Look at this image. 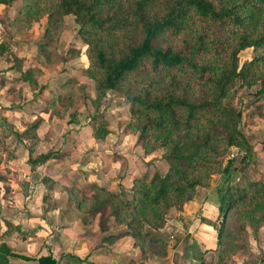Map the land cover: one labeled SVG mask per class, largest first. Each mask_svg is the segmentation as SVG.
I'll use <instances>...</instances> for the list:
<instances>
[{"label": "rangeland", "instance_id": "obj_1", "mask_svg": "<svg viewBox=\"0 0 264 264\" xmlns=\"http://www.w3.org/2000/svg\"><path fill=\"white\" fill-rule=\"evenodd\" d=\"M24 1L0 3V238L7 223L12 226L10 234L19 236L20 231L28 235L33 228H42V223L49 233L56 234L65 214L75 219L84 213L91 222V195L107 194L89 182L83 188L77 178L87 168L99 165L101 171L106 164L111 172L105 173L102 182L107 184L112 176L118 183L111 191L121 198L128 197L130 172L148 178L153 171L163 173L167 168L162 149L144 152L136 140L137 132L127 126L130 115L126 97L111 88L105 89L103 96L94 94L91 78L82 71L85 43L76 33L73 15H49V0H29L27 7ZM251 55V47L241 49L238 65ZM27 67H31L28 78L22 79L20 70ZM258 87L257 82L236 85L227 99L240 111L238 126L250 149L247 159L242 158L240 147L230 146L224 151L219 158L222 163L231 159L229 173H211L180 208H168L162 226H145L158 239L145 241L131 264H264V220L251 227L236 207L222 215L207 205L217 206L216 187L226 184L225 177L234 184L254 179L264 182V95L258 93ZM93 114L97 115L95 122L105 120L101 138L91 134ZM44 153H49L44 161L29 163L28 157ZM35 199L39 208L32 212H40V218L23 225L20 221L27 220ZM28 200L32 205L26 204ZM11 208L18 211L12 213L18 218L16 225L9 221ZM53 209H59L54 216L48 214ZM202 210L209 211L208 215H202ZM109 211L110 204L106 203L96 219L105 228L113 224V228L123 229L124 224L116 223L112 215L110 222ZM220 219V247L201 252L189 234L200 224L214 232ZM63 262L80 264L79 258L59 260V264Z\"/></svg>", "mask_w": 264, "mask_h": 264}, {"label": "trees", "instance_id": "obj_2", "mask_svg": "<svg viewBox=\"0 0 264 264\" xmlns=\"http://www.w3.org/2000/svg\"><path fill=\"white\" fill-rule=\"evenodd\" d=\"M49 1V15H73L76 33L85 43L82 71L91 78L96 97L107 88L121 92L129 105L126 124L137 132L143 151L162 149L166 170L153 171L148 178L133 175L128 197L91 183L107 195H91L90 213L109 203V214L124 224L116 234H128L142 251L145 241L158 239L145 226H162L168 208H180L211 173H229L231 159L222 163L219 158L224 151L237 146L242 158L250 154L238 126L240 111L227 99L236 85L256 82L264 95V0ZM245 47H251L252 55L238 65V52ZM15 66H20L18 60ZM30 69L20 70L22 79ZM96 117L92 115L91 134L101 138L105 120L95 122ZM48 156L27 159L42 162ZM224 180V186L216 187L217 214L236 207L251 227L264 220V182ZM221 222L215 226L213 244L202 251L220 247ZM7 225L3 233L12 229ZM98 225L103 227L100 219ZM8 256L57 264L49 252L31 257L0 241V264Z\"/></svg>", "mask_w": 264, "mask_h": 264}, {"label": "crops", "instance_id": "obj_3", "mask_svg": "<svg viewBox=\"0 0 264 264\" xmlns=\"http://www.w3.org/2000/svg\"><path fill=\"white\" fill-rule=\"evenodd\" d=\"M105 165L106 164L100 169L101 171H99L100 167L98 165V167H93L94 169H85V173L78 176L77 179L82 184L83 188H86L84 183L87 184L89 182L90 184L93 182L110 190L116 189L118 182L111 179L112 176L108 179L105 177V179L109 180L107 184H104V181L102 182L104 175L107 176L105 173L111 172V170H107L108 166ZM133 175L134 174L130 172L126 187H130ZM40 183L41 182L39 181V184ZM14 196L18 198V193ZM27 198L28 195L26 200ZM36 200L37 199H35L34 205L29 207L30 213L26 216L27 220L24 221V219H22L20 221L23 225H25V222H29L30 219L35 220L40 218V212H32L33 209L37 210L39 208L36 206ZM14 204L18 206L17 201H15ZM26 204L32 205L29 200L28 202L26 201ZM207 205L210 210H216L214 204L208 203ZM58 211L59 209H53L48 214L54 216ZM10 212L9 221L13 225H16L19 221L18 218L12 216V213H17L18 211L17 209L11 208ZM208 213L209 211L202 210V215L207 216ZM83 214L81 213V215L75 219H71L67 214L62 215L59 225L56 226V234L49 233L48 226L42 223V228H33L28 235L22 231H20L19 236L11 235L10 231L4 233L1 236L0 241H4L12 251L31 257H37L40 254H46L49 252L55 259H57V264H59V260L63 258H66L67 261L73 258L75 260L79 258L80 264H131L132 260H135L139 248L132 244V238L128 234L117 235V231L115 230L117 228L119 230V227L113 228L115 226L113 224L108 225V228H104V226L102 228H100V226L98 227V220L96 218L98 217L99 212H94L92 214L94 219L91 222H87V216L81 217ZM111 218L112 217L109 214L108 219L110 222H112ZM22 226H20V229H23ZM203 226V224L197 225L189 234L193 244L198 246L201 251L204 247L211 246L214 241L213 229L209 230L206 225L205 227ZM40 229L44 230L42 231L43 233H40ZM41 234L42 238L40 240ZM35 262L36 259L34 258L24 259L18 256H8V262L5 264H34ZM63 264H66V262H63Z\"/></svg>", "mask_w": 264, "mask_h": 264}]
</instances>
